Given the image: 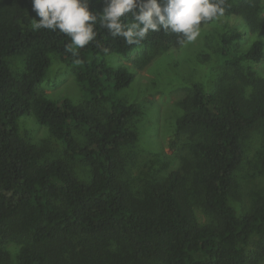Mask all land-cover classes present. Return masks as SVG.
<instances>
[{"label":"trees","instance_id":"1","mask_svg":"<svg viewBox=\"0 0 264 264\" xmlns=\"http://www.w3.org/2000/svg\"><path fill=\"white\" fill-rule=\"evenodd\" d=\"M88 2L97 14V36L73 51L66 35L33 27L31 0H0V264H102L103 258L114 264H260L247 246L257 235L264 247V200L239 216L228 198L242 161V139L264 124V72L247 65L264 60V41L252 40L239 52L232 46L245 31L234 28L221 36L225 71L210 91L192 84L173 132L192 141L197 171L187 182L171 170L153 186L150 203L142 202L129 189L120 153L137 138L127 121L140 110L117 96L133 74L126 66H108L100 55L127 56L140 46L177 47L184 40L160 31L128 45L101 26L103 0ZM231 2L223 0V14L264 39V16L256 3ZM49 53L76 64L83 105L36 91ZM16 55L25 60L19 75L7 63ZM22 115L47 127L67 158L88 164L90 181L78 180L63 159L41 160V148L19 133ZM74 130L81 131V140ZM260 166L264 173V144ZM193 206L207 215L206 222L196 219ZM70 240L82 249H67ZM9 243L17 248L15 261Z\"/></svg>","mask_w":264,"mask_h":264},{"label":"rangeland","instance_id":"2","mask_svg":"<svg viewBox=\"0 0 264 264\" xmlns=\"http://www.w3.org/2000/svg\"><path fill=\"white\" fill-rule=\"evenodd\" d=\"M256 3L254 7L264 16V0H232ZM36 15H31V22ZM234 28L245 31L236 47L239 52L246 50L252 40L264 39L252 35L243 24L232 15H220L200 27V36L193 42L182 41L177 47L161 48L146 45L135 48L129 55L102 53L100 58L112 67L126 66L133 74L130 84L121 89L117 96L123 102L134 103L140 113L129 118L127 125L133 129L137 138L120 149L123 174L133 197L149 202L153 186L164 181L171 170L180 171L187 182H191L197 171L198 154L191 147L192 141L184 134L174 137L176 120L184 113V102L193 83L205 90L215 87L217 78L225 71L220 55V38ZM50 64L36 91L53 100L69 99L75 105H83L86 94L83 85L76 78L77 66L62 61L55 53H49ZM14 75L24 69V56L7 58ZM252 68L264 72V60L258 64L247 63ZM19 133L29 142L41 148V160L63 159L76 178L88 182L91 168L88 164L70 159L64 155V145L51 136L47 127L38 124L33 116L22 115L17 119ZM73 134L81 140L82 133ZM264 144V124L259 123L247 131L242 139V161L233 174L234 186L228 202L239 216L249 212L257 203L264 200V173L260 166V153ZM150 203V202H149ZM194 215L199 222L208 220L200 207L193 206ZM67 249L76 253L82 249L73 240L66 242ZM8 250L15 261L17 248L8 244ZM260 264H264L262 240L253 235L247 246ZM102 264H114L103 258ZM115 264H130L115 261ZM133 264V263H131Z\"/></svg>","mask_w":264,"mask_h":264},{"label":"clouds","instance_id":"3","mask_svg":"<svg viewBox=\"0 0 264 264\" xmlns=\"http://www.w3.org/2000/svg\"><path fill=\"white\" fill-rule=\"evenodd\" d=\"M36 29L64 34L73 51L94 41L97 14L88 0H31ZM223 0H103L100 24L128 45L140 44L150 32L176 34L193 42L200 36L202 22L223 15ZM131 16V22L127 17ZM75 54V52H74ZM79 62V61H77Z\"/></svg>","mask_w":264,"mask_h":264}]
</instances>
